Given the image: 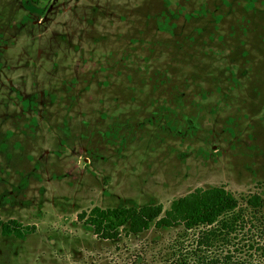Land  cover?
Here are the masks:
<instances>
[{
    "label": "rangeland",
    "instance_id": "374dc122",
    "mask_svg": "<svg viewBox=\"0 0 264 264\" xmlns=\"http://www.w3.org/2000/svg\"><path fill=\"white\" fill-rule=\"evenodd\" d=\"M211 186L233 225L102 240L77 219ZM254 194L264 0H0V222L34 228L0 264H264Z\"/></svg>",
    "mask_w": 264,
    "mask_h": 264
},
{
    "label": "trees",
    "instance_id": "16d2710c",
    "mask_svg": "<svg viewBox=\"0 0 264 264\" xmlns=\"http://www.w3.org/2000/svg\"><path fill=\"white\" fill-rule=\"evenodd\" d=\"M252 208L262 206L259 195L247 199ZM236 198L223 187L211 186L194 191L171 201L167 209L158 203L137 206H117L113 208L93 207L88 213L81 212L77 219L81 221L93 235L102 240L117 239L121 232L125 234H140L152 227L169 229L182 226L189 231L198 226L227 227L233 225L240 215L237 210ZM237 210V211H236ZM0 222V236H13L23 239L31 234L33 226H23L15 223ZM209 233H213L209 231Z\"/></svg>",
    "mask_w": 264,
    "mask_h": 264
}]
</instances>
